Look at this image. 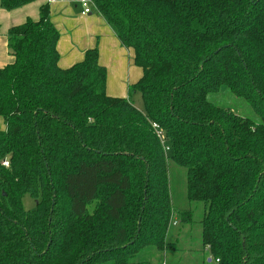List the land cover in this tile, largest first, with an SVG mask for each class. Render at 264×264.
<instances>
[{
    "label": "trees",
    "instance_id": "trees-1",
    "mask_svg": "<svg viewBox=\"0 0 264 264\" xmlns=\"http://www.w3.org/2000/svg\"><path fill=\"white\" fill-rule=\"evenodd\" d=\"M93 3L143 76L125 98L107 93L97 47L61 67L47 4L9 30L0 264H149L138 261L145 249L175 250L174 223L194 219H177L171 164L187 170L189 201L204 203L211 262L264 264V0ZM224 88L257 120L216 103Z\"/></svg>",
    "mask_w": 264,
    "mask_h": 264
},
{
    "label": "crops",
    "instance_id": "crops-1",
    "mask_svg": "<svg viewBox=\"0 0 264 264\" xmlns=\"http://www.w3.org/2000/svg\"><path fill=\"white\" fill-rule=\"evenodd\" d=\"M44 4L49 5L51 20L60 33V66L68 68L83 61L87 50L97 47L100 63L107 70V93L129 98L130 87L143 76L142 67L135 63L134 52L122 45L105 17L96 8L83 13L78 0H34L12 10L0 1V68L15 61L8 47L9 30L28 19L38 21ZM2 129H6V122L0 116Z\"/></svg>",
    "mask_w": 264,
    "mask_h": 264
},
{
    "label": "rangeland",
    "instance_id": "rangeland-1",
    "mask_svg": "<svg viewBox=\"0 0 264 264\" xmlns=\"http://www.w3.org/2000/svg\"><path fill=\"white\" fill-rule=\"evenodd\" d=\"M223 90L215 96L216 103L230 107L239 115L257 120L252 107L247 101L236 97L226 88ZM132 100L137 107L143 109L140 93H136ZM169 174L172 200L176 209L177 219L181 218V213L184 216L185 211L192 210L194 222L190 225L181 221L178 224L174 223L169 240L177 243L175 250L163 252L152 247L147 248L141 253L138 261L149 264H216L209 261V253L202 243L201 221L205 213L204 203L190 202L187 197V170L171 164ZM23 202L28 210L34 209L37 204L36 199L30 194L24 196Z\"/></svg>",
    "mask_w": 264,
    "mask_h": 264
},
{
    "label": "built area",
    "instance_id": "built-area-1",
    "mask_svg": "<svg viewBox=\"0 0 264 264\" xmlns=\"http://www.w3.org/2000/svg\"><path fill=\"white\" fill-rule=\"evenodd\" d=\"M83 8V13H90L93 8H95V5L93 3V0H78ZM155 127H157L156 124H154ZM3 164L5 166H9V161H4Z\"/></svg>",
    "mask_w": 264,
    "mask_h": 264
},
{
    "label": "water",
    "instance_id": "water-1",
    "mask_svg": "<svg viewBox=\"0 0 264 264\" xmlns=\"http://www.w3.org/2000/svg\"><path fill=\"white\" fill-rule=\"evenodd\" d=\"M209 261H212V259L210 258Z\"/></svg>",
    "mask_w": 264,
    "mask_h": 264
}]
</instances>
